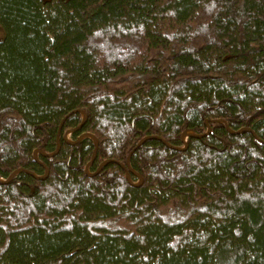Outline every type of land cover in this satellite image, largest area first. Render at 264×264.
I'll return each mask as SVG.
<instances>
[{"label": "trees", "instance_id": "1", "mask_svg": "<svg viewBox=\"0 0 264 264\" xmlns=\"http://www.w3.org/2000/svg\"><path fill=\"white\" fill-rule=\"evenodd\" d=\"M0 27V264H264V0H0Z\"/></svg>", "mask_w": 264, "mask_h": 264}, {"label": "water", "instance_id": "2", "mask_svg": "<svg viewBox=\"0 0 264 264\" xmlns=\"http://www.w3.org/2000/svg\"><path fill=\"white\" fill-rule=\"evenodd\" d=\"M86 119H87V115L85 114V120H84V122H83V124L85 123V121H86ZM65 121V120H64ZM64 121H63V123H64ZM63 123L61 124V128H60V131H59V134H58V143H57V152H59L60 151V146H61V141H62V138L60 137V135H61V131H62V128H63ZM82 124V125H83ZM244 130H246V129H242V131H244ZM70 131H75V130H70ZM70 131H68V132H70ZM67 132V133H68ZM252 135H254V134H252ZM90 136L95 140V147H96V150H95V155H94V157H93V159L96 157V155H97V152H98V149H99V140H98V138L97 137H95V136H93L91 133L90 134H88V133H84V134H82L81 135V137H80V140H83V139H85V138H90ZM188 136H193V134H191V133H185L183 136H182V138H183V143H186V137H188ZM150 138H154V139H158V140H162V139H160V138H158V137H156V136H149V137H145L144 139H142L141 141H139L138 143H137V148L133 151V153L134 152H136L137 151V149L138 148H140L141 146H142V144L144 143V142H146V141H148ZM66 140H69L68 139V137H66ZM163 141V140H162ZM163 143L166 145V143L163 141ZM168 146V145H167ZM169 147V146H168ZM43 153L44 154V156L46 155V156H50V155H52V154H49V153H47V152H43V151H41V150H38L37 151V153ZM109 162H112V161H109ZM130 163H131V156H129V159H128V161H127V163L126 164H121V166L124 168V169H131L137 176H140L139 175V173H136V171H134L132 168H131V166H130ZM48 173H49V171H47ZM16 172L15 173H12V175H11V177L9 178V181H7V180H3L2 178H0V180H1V182H10V181H12V179L16 176ZM35 176H37L36 174H34ZM38 177V176H37ZM42 178V177H41ZM129 179H130V174H129ZM140 182H142L143 180H142V178L140 177ZM131 183H133L132 182V180L130 181ZM139 184V183H138ZM138 184H136V185H138Z\"/></svg>", "mask_w": 264, "mask_h": 264}, {"label": "rangeland", "instance_id": "3", "mask_svg": "<svg viewBox=\"0 0 264 264\" xmlns=\"http://www.w3.org/2000/svg\"><path fill=\"white\" fill-rule=\"evenodd\" d=\"M3 37H4V36H3V30H2V28L0 27V39H2ZM71 134H72V131L68 132V133L66 134V137H68V139H72ZM90 137H91V136H90ZM91 138H92V137H91ZM36 157H37V158L39 157V152L36 153ZM138 183H140V182L138 181L136 184H138Z\"/></svg>", "mask_w": 264, "mask_h": 264}]
</instances>
